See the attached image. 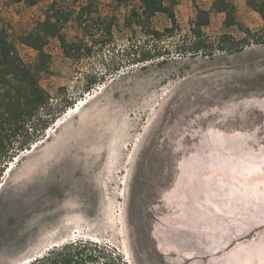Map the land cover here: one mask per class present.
Returning a JSON list of instances; mask_svg holds the SVG:
<instances>
[{"label":"rangeland","instance_id":"rangeland-1","mask_svg":"<svg viewBox=\"0 0 264 264\" xmlns=\"http://www.w3.org/2000/svg\"><path fill=\"white\" fill-rule=\"evenodd\" d=\"M97 1L101 15L117 18L112 44L81 61L65 57L57 39L45 48L51 73L40 84L61 113L0 177V264H28L77 239L108 245L127 264L257 261L264 250L261 16L247 0H233L238 25L226 28L224 15L213 13L203 31L213 52L195 53L191 23L213 0H180L176 27L160 40L127 29L128 8ZM48 5L0 0L2 23L28 64L37 53L21 38ZM151 28L164 32L172 23L157 15ZM63 33L68 42L82 38L73 20ZM223 34L249 45L222 51ZM149 52L164 56L128 63L131 53ZM101 73L88 92L89 76Z\"/></svg>","mask_w":264,"mask_h":264},{"label":"trees","instance_id":"trees-1","mask_svg":"<svg viewBox=\"0 0 264 264\" xmlns=\"http://www.w3.org/2000/svg\"><path fill=\"white\" fill-rule=\"evenodd\" d=\"M48 1L43 20L21 38V43L37 53L34 64H28L20 57L16 46L10 39L9 27L0 18V177L3 175L7 161L30 150L42 134L60 117L52 108L51 95L40 84L42 74L51 73V56L45 48L51 39L59 40L65 57L81 61L90 58L97 47L103 48L113 43L114 28L118 21L115 16H103L98 10L97 0H11L28 7L37 6ZM72 2L71 5L67 2ZM180 0H112V7L128 8L124 26L127 29L138 27L148 36L158 40L165 32H173L176 27L174 8ZM247 5L257 12L264 23V0H247ZM213 13L224 15V25L231 28L238 25L237 7L233 0H213L210 9H197V15L191 23L193 37L198 41L189 46V50L199 53L208 50L212 54L208 39L204 38V28L210 25ZM157 15H166L172 28L160 32L151 28V21ZM75 21L82 33L77 42H68L63 33L70 21ZM264 30V28H263ZM249 38L237 41L236 38L223 34L218 41L219 48L230 54L238 53L249 45ZM264 43V40H262ZM231 47V48H227ZM164 54L144 53L140 56L131 53L128 63L138 64L151 61ZM124 64L114 68L118 72ZM108 73L110 70H105ZM99 76H89L87 91L100 80ZM28 264H127L124 257L114 248L91 240L77 239L55 246L45 255L35 258Z\"/></svg>","mask_w":264,"mask_h":264},{"label":"bare ground","instance_id":"bare-ground-1","mask_svg":"<svg viewBox=\"0 0 264 264\" xmlns=\"http://www.w3.org/2000/svg\"><path fill=\"white\" fill-rule=\"evenodd\" d=\"M82 102H83V101H82ZM83 103H84L83 106L79 105V109H77V110H74L75 108H72V109H71V110H72V114L79 112L80 109H81L82 107H84L85 104H86V102H83ZM257 166H258V165H256V167H257ZM9 170H11V168H10ZM2 187H3V186H0V191H1ZM258 251H259V253H257V254L255 255V259H256L257 261H254V262H255V263L258 262L259 264H264V255L259 256V254L263 253L264 250L259 249V250H257V252H258ZM257 255H258V257H257ZM257 258L259 259V261H258ZM254 262H252V263L254 264ZM252 263H250V264H252ZM258 263H257V264H258Z\"/></svg>","mask_w":264,"mask_h":264},{"label":"crops","instance_id":"crops-1","mask_svg":"<svg viewBox=\"0 0 264 264\" xmlns=\"http://www.w3.org/2000/svg\"><path fill=\"white\" fill-rule=\"evenodd\" d=\"M244 181H247V180H243V182H244Z\"/></svg>","mask_w":264,"mask_h":264}]
</instances>
